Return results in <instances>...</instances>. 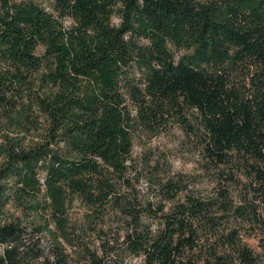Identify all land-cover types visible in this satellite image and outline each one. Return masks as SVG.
Returning <instances> with one entry per match:
<instances>
[{"label": "trees", "instance_id": "obj_1", "mask_svg": "<svg viewBox=\"0 0 264 264\" xmlns=\"http://www.w3.org/2000/svg\"><path fill=\"white\" fill-rule=\"evenodd\" d=\"M49 1L0 0V121L21 135L0 144V214L14 202L50 236L45 254L0 221V264H71L74 199L93 229L121 221L81 264H257L241 230L264 224V0ZM173 122L200 131L220 179H247L241 203L180 178L140 193L134 138Z\"/></svg>", "mask_w": 264, "mask_h": 264}, {"label": "rangeland", "instance_id": "obj_2", "mask_svg": "<svg viewBox=\"0 0 264 264\" xmlns=\"http://www.w3.org/2000/svg\"><path fill=\"white\" fill-rule=\"evenodd\" d=\"M43 6L48 7L49 0H37ZM118 17H113V22L117 23ZM70 19H66L64 23L70 24ZM175 55L179 57L185 53V49H173ZM190 123L197 126L194 117L191 116ZM199 132L189 131L176 122L169 123L154 134L139 132L133 142L132 158L134 165L139 172V180L135 182L136 188L141 194L152 199L153 183L156 180L164 182L171 178L182 179L186 185V191L192 192L199 196H216L220 186L228 187L231 201L239 204L242 202L244 193V185L247 179L239 177L236 183H230L225 179H220L217 175L219 170L227 171L223 167H214L211 161L204 155V150L200 142ZM4 133H8L9 137L19 138L21 135L12 130L8 131L5 124L0 121V144ZM30 139V138H28ZM26 138V142L28 141ZM40 180L43 181L44 172L39 174ZM155 185V184H154ZM240 185V186H239ZM252 198V195L249 194ZM154 199V198H153ZM182 199V193L174 198V202ZM157 200V199H156ZM172 205V201H166L164 210ZM86 206L78 199H74L68 205L67 217L69 229L72 233V242L74 244L64 245L69 253L71 264H81L84 262L83 249L87 247L89 250L97 254L101 253L100 240L104 236L100 229L115 234L121 227L119 216L111 214L104 218L97 229L89 227L86 220ZM16 220L21 226L26 228V236L32 241L39 243L40 247L48 254L50 245V236L47 232H38L34 230V226L38 220L28 213L23 212L14 202L6 207L4 212L0 214V221ZM92 225V224H91ZM242 239L246 245L253 250L258 256L257 264H264V224H245L241 230ZM125 264H145L142 257H127Z\"/></svg>", "mask_w": 264, "mask_h": 264}]
</instances>
